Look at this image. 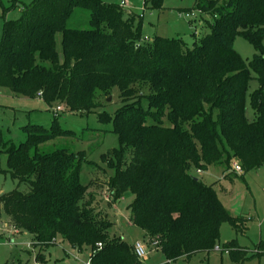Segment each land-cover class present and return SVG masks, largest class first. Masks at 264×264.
Returning a JSON list of instances; mask_svg holds the SVG:
<instances>
[{
	"label": "trees",
	"instance_id": "16d2710c",
	"mask_svg": "<svg viewBox=\"0 0 264 264\" xmlns=\"http://www.w3.org/2000/svg\"><path fill=\"white\" fill-rule=\"evenodd\" d=\"M147 6L159 9L162 0H145ZM75 8L90 11L89 28L67 26ZM193 11L202 25L203 15L213 20L208 32L192 34L190 47L158 35L143 41L141 15L127 16L115 3L32 0L21 18L5 22L0 42V87L41 98L49 109L56 104L90 113L101 106L99 93L119 90L122 105L113 128L120 146L104 155L115 168L104 184L113 201L133 195L130 222L170 261L216 250L224 222L242 226L215 187L192 170L217 164L231 174L234 159L243 173L264 164V0H196ZM237 36L254 46L251 61L234 48ZM253 78L259 86L250 94V121L246 105ZM101 116L110 120L105 112ZM57 124L56 117L49 128L22 126L25 136L18 144L0 129V157L7 156L0 174L28 186L0 196L9 223L18 233L29 232L34 247L49 246L58 236L76 247L91 246L89 264H143L135 244L112 236L115 223L93 206L95 194L80 179L85 153L46 150L55 138L73 135ZM224 251L235 264L250 256L236 240L225 243Z\"/></svg>",
	"mask_w": 264,
	"mask_h": 264
},
{
	"label": "rangeland",
	"instance_id": "374dc122",
	"mask_svg": "<svg viewBox=\"0 0 264 264\" xmlns=\"http://www.w3.org/2000/svg\"><path fill=\"white\" fill-rule=\"evenodd\" d=\"M32 0H0V42L3 37L4 24L8 20L22 17V7ZM122 6V0H104ZM122 6L125 14H138L142 17L143 41H153L155 36L182 39L184 44L192 46L193 33L203 35L209 31V24L213 20L210 15H203L204 24L200 21L198 12L193 11L196 0H162V7L151 9L145 7V0H127ZM187 11L195 12L196 20L185 16ZM90 11L75 8L73 15L67 21L71 28H89ZM56 48L60 61H64L62 48V34L56 33ZM234 48L247 61L254 58V46L242 36L234 40ZM259 86L253 78L249 82L247 92L246 115L252 121L255 118L250 104V94ZM111 97V100L108 98ZM97 100L101 106L90 113L70 112L49 109L41 98H28L13 93L8 88L0 87V129L7 139L18 144L24 139L22 126L30 122L41 124L49 128L57 117L59 127L71 130L72 136H59L46 145V150L66 148L75 153L83 151L86 159L80 167V179L88 186V192L94 193L93 206L102 210L107 218L115 225L110 229L111 235H116L131 244L142 243L147 253L142 259L143 264H235L228 252L224 251V244L236 240L240 246L249 250V258L243 264H264V164L252 171L237 174H227L221 165L211 164L198 172L192 173L204 183L213 185L223 205L231 215L240 218L242 226L234 228L230 222H224L220 229L218 245L222 251L214 250L210 253L198 252L189 258H178L170 261L167 255L146 238L143 229L130 222V204L133 195L127 192L117 200L110 199V192L104 181L115 174V168L107 162L104 155L113 148L120 146L119 135L113 128L116 110L122 105L119 90L115 88L111 94H98ZM146 105V100L144 101ZM65 108L64 106H61ZM105 112L109 121L101 116ZM1 166L7 168V156L0 157ZM19 187L27 190L28 186L18 183L9 173L0 174V196ZM29 232H15L9 219L0 205V264H89L93 249L91 246H73L68 240L58 236L49 246L34 247ZM43 255L44 258L41 257ZM40 256V257H39Z\"/></svg>",
	"mask_w": 264,
	"mask_h": 264
},
{
	"label": "built area",
	"instance_id": "2783aa9c",
	"mask_svg": "<svg viewBox=\"0 0 264 264\" xmlns=\"http://www.w3.org/2000/svg\"><path fill=\"white\" fill-rule=\"evenodd\" d=\"M127 3H128L127 0H122V2H121L122 6L127 5ZM196 12H198V11H196ZM185 16H186L187 18H189V19H192V18H196V17H197V15H196L195 12H186V13H185ZM63 109H65V108H63V107H61V106H59V107L57 108L58 111H61V110H63ZM231 165H232L231 169H232L234 172H236L237 174H241V173H243L242 166H241L240 161H239L238 159H234V160L232 161ZM198 172H201V170H198ZM154 244H155V243H154ZM98 247L101 248V247H102V244L99 243V244H98ZM216 250L222 251L223 249L221 248V246L217 245V246H216ZM135 251H136L137 255L140 256V257H143V256L146 255V253H147V250H146L145 246H144L142 243H140V242H137V243L135 244ZM226 252H228V251H226Z\"/></svg>",
	"mask_w": 264,
	"mask_h": 264
},
{
	"label": "water",
	"instance_id": "95a60500",
	"mask_svg": "<svg viewBox=\"0 0 264 264\" xmlns=\"http://www.w3.org/2000/svg\"><path fill=\"white\" fill-rule=\"evenodd\" d=\"M108 100H111V97L108 98ZM196 179H198L196 176H194Z\"/></svg>",
	"mask_w": 264,
	"mask_h": 264
},
{
	"label": "crops",
	"instance_id": "0c3cea01",
	"mask_svg": "<svg viewBox=\"0 0 264 264\" xmlns=\"http://www.w3.org/2000/svg\"><path fill=\"white\" fill-rule=\"evenodd\" d=\"M15 232H17V231L15 230Z\"/></svg>",
	"mask_w": 264,
	"mask_h": 264
}]
</instances>
